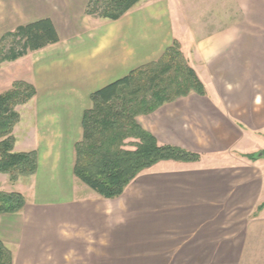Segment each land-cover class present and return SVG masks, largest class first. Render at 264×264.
I'll list each match as a JSON object with an SVG mask.
<instances>
[{
  "label": "crops",
  "instance_id": "obj_1",
  "mask_svg": "<svg viewBox=\"0 0 264 264\" xmlns=\"http://www.w3.org/2000/svg\"><path fill=\"white\" fill-rule=\"evenodd\" d=\"M233 1L230 23L197 37L175 28L176 0H140L115 20L86 15L88 0H0V37L41 18L59 36L0 67V93L16 80L36 90L12 132L13 151L36 152V171L0 172V190L25 198L0 214L13 264H264V0ZM174 40L205 95L136 120L199 159L160 160L104 198L73 173L90 94Z\"/></svg>",
  "mask_w": 264,
  "mask_h": 264
},
{
  "label": "trees",
  "instance_id": "obj_2",
  "mask_svg": "<svg viewBox=\"0 0 264 264\" xmlns=\"http://www.w3.org/2000/svg\"><path fill=\"white\" fill-rule=\"evenodd\" d=\"M139 1L88 0L84 13L115 20ZM57 41L59 36L49 18L18 26L0 37V67ZM192 92L205 95L177 40L157 60L92 92L90 105L82 114L81 137L74 145V175L100 196L112 199L120 196L142 170L160 160H198L196 153L159 144L136 120L138 115L152 113ZM35 93V87L22 80L0 93V172L7 173L11 181L36 171V152L13 151L12 134L20 118L15 107L27 103ZM24 205L21 193L0 190V214L17 213ZM263 207L264 202L258 209ZM0 264H13L12 252L1 240Z\"/></svg>",
  "mask_w": 264,
  "mask_h": 264
},
{
  "label": "rangeland",
  "instance_id": "obj_3",
  "mask_svg": "<svg viewBox=\"0 0 264 264\" xmlns=\"http://www.w3.org/2000/svg\"><path fill=\"white\" fill-rule=\"evenodd\" d=\"M232 9H235L233 0H176L173 8L175 28L180 34L190 29L195 36H203L218 25L230 23Z\"/></svg>",
  "mask_w": 264,
  "mask_h": 264
},
{
  "label": "water",
  "instance_id": "obj_4",
  "mask_svg": "<svg viewBox=\"0 0 264 264\" xmlns=\"http://www.w3.org/2000/svg\"><path fill=\"white\" fill-rule=\"evenodd\" d=\"M262 155V153L260 152L259 154H257V156H261Z\"/></svg>",
  "mask_w": 264,
  "mask_h": 264
}]
</instances>
